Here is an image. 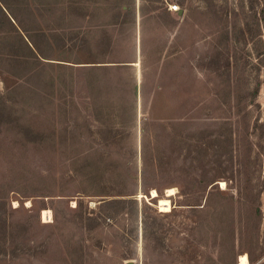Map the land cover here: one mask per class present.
Listing matches in <instances>:
<instances>
[{
	"label": "rangeland",
	"instance_id": "374dc122",
	"mask_svg": "<svg viewBox=\"0 0 264 264\" xmlns=\"http://www.w3.org/2000/svg\"><path fill=\"white\" fill-rule=\"evenodd\" d=\"M28 1L18 16L45 25L47 54L68 16L113 14L91 19L100 35L112 22L108 31L125 35L100 58L136 59L154 99L138 109H43L41 65L30 77L26 59L0 56L19 72L0 81V264H74L68 242L80 244L75 264H248L238 254L246 206L237 147L228 158L220 132L226 116L234 123V87L257 78L260 107H248L251 118L264 115L263 28L251 36L264 0ZM169 1L180 10L166 16ZM209 190L234 203L208 202Z\"/></svg>",
	"mask_w": 264,
	"mask_h": 264
},
{
	"label": "crops",
	"instance_id": "0c3cea01",
	"mask_svg": "<svg viewBox=\"0 0 264 264\" xmlns=\"http://www.w3.org/2000/svg\"><path fill=\"white\" fill-rule=\"evenodd\" d=\"M130 12L134 13V17L144 13ZM163 13L171 16L173 11L167 9ZM108 14L109 12L90 10L84 15L68 16V24H61L64 29L59 28L58 50L50 54L43 50L45 57L39 56L41 61L35 58V48L30 42L29 48L18 40L9 44L3 42L0 45V56L26 59V66H23L25 73L30 77L41 65L43 109H138L139 99H144L145 103L147 99H154V94L151 95L153 88L150 87L146 92V89L141 87L138 61L131 58H100V54H108L113 45L125 36L124 33L108 31V27L114 25L113 22L107 23L104 35H100L101 26L91 22V19L98 16H114ZM22 34L28 40L25 33ZM48 39L50 40V35L44 34L43 41ZM11 44L16 47L12 53L4 49ZM102 44L105 49L100 51ZM16 69L15 64L11 62L0 64V81H11L8 76L13 75V71L18 74ZM19 80L20 78L17 79ZM150 105L153 106V103Z\"/></svg>",
	"mask_w": 264,
	"mask_h": 264
},
{
	"label": "trees",
	"instance_id": "16d2710c",
	"mask_svg": "<svg viewBox=\"0 0 264 264\" xmlns=\"http://www.w3.org/2000/svg\"><path fill=\"white\" fill-rule=\"evenodd\" d=\"M35 2L41 5L48 3L47 0H36ZM21 3L25 5L29 1L0 0V39L8 44L16 43V40H18V42H23L27 46L30 42L35 48V58L45 57L41 47L42 44L38 41L41 36L43 38L45 25L38 19L23 22L22 18L18 16V8L22 7ZM258 12L259 15L254 17L256 31L251 35L252 37L261 34V27L264 33V4ZM22 32L25 33L28 40L24 38ZM258 54H260L259 51ZM260 66L258 64L257 68H260ZM260 83V79L257 78L255 84L249 89L242 90L234 87L231 98L232 112L235 115L234 123H232L231 117L226 116L221 121L222 129L220 132L221 135H224L226 141L225 152L228 158L232 159L233 145L235 144L237 147V171L242 180L237 200L246 206L238 254L246 253L248 264H264V213L260 208L261 193L264 191V175L263 179H259L262 165H264V115H255L251 118L248 107L252 103L259 109L260 103L257 100V95ZM16 86H19L18 82L13 87ZM254 178H256V181ZM39 186L41 188L47 187L43 180ZM206 200L208 202L234 203V197L231 194L221 195V198H217L213 195L212 190L208 191ZM201 224L200 221L198 225ZM66 251L72 263L75 264L81 255L80 244L68 242L66 243Z\"/></svg>",
	"mask_w": 264,
	"mask_h": 264
},
{
	"label": "bare ground",
	"instance_id": "6f19581e",
	"mask_svg": "<svg viewBox=\"0 0 264 264\" xmlns=\"http://www.w3.org/2000/svg\"><path fill=\"white\" fill-rule=\"evenodd\" d=\"M174 191H175L174 187L173 188H169L168 191H167V196H165L166 198H162V199L159 200L161 210H166L167 211V210L170 209V202H169L168 196H170ZM152 194H153L154 197L157 195V192L155 191V189L153 190ZM43 217L46 220L51 219V217H52L51 216V210H44L43 211Z\"/></svg>",
	"mask_w": 264,
	"mask_h": 264
},
{
	"label": "built area",
	"instance_id": "2783aa9c",
	"mask_svg": "<svg viewBox=\"0 0 264 264\" xmlns=\"http://www.w3.org/2000/svg\"><path fill=\"white\" fill-rule=\"evenodd\" d=\"M167 4H168V8H169L170 10H173V11H178V10H180L179 4H178L177 2H170V1H169Z\"/></svg>",
	"mask_w": 264,
	"mask_h": 264
}]
</instances>
